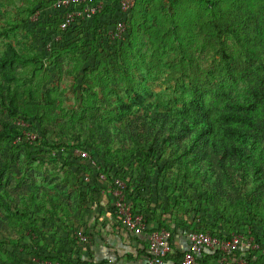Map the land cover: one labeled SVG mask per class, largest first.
Returning <instances> with one entry per match:
<instances>
[{
	"label": "trees",
	"instance_id": "obj_1",
	"mask_svg": "<svg viewBox=\"0 0 264 264\" xmlns=\"http://www.w3.org/2000/svg\"><path fill=\"white\" fill-rule=\"evenodd\" d=\"M56 1L35 0L26 21L32 25L30 18L40 13L32 28L44 42L42 54L12 43L0 50V264H95L83 259L89 242L81 243L78 235H101L96 225L88 227L79 219L76 204L89 205L90 194L97 209L102 208L101 191L107 186L100 183V173L109 176L112 189L115 179L126 185L123 193L131 214L142 217L148 231L140 240L124 224L119 208L110 205L109 215L115 228L135 236L147 258L151 231L169 232L174 249L176 238L188 231L226 241L236 234L264 239V3L257 14L240 4L229 15L217 11L221 0H168L159 11L143 8V18L138 12L144 22L146 9L152 16L154 26L145 23V34L160 31L166 22L173 25L163 35L173 36L171 44L157 40L153 48L162 49L154 57L171 70L174 84L159 94L149 85L151 74L138 64L132 71L133 62L123 56L133 43L131 27L138 20L133 16L141 0L127 16L119 11L118 0H107L90 21L77 20L63 33L64 12L53 10ZM192 5L214 10L199 22ZM48 11L54 14L42 24L41 12ZM119 21L126 24L125 35L112 40ZM200 39L215 47V64L201 83L196 78L204 49ZM78 59L87 68L65 72L74 75L72 86L80 93L77 107H64L59 101L64 92L53 96L51 89L37 92L29 86L28 80L36 81L45 66L59 74L64 63ZM96 66L92 85L90 72ZM119 67L125 84L115 86ZM30 72L33 77L28 79ZM27 132L38 139L29 141ZM78 151L89 158L79 157ZM37 159L58 160L62 168L81 176L78 203L65 198L69 189L63 179L57 178V190L38 186L30 169V160ZM212 255L202 264L222 254ZM182 256L176 252L165 261L175 258L179 264ZM251 258V264H264V257Z\"/></svg>",
	"mask_w": 264,
	"mask_h": 264
},
{
	"label": "rangeland",
	"instance_id": "obj_2",
	"mask_svg": "<svg viewBox=\"0 0 264 264\" xmlns=\"http://www.w3.org/2000/svg\"><path fill=\"white\" fill-rule=\"evenodd\" d=\"M3 5L0 7V32L7 31V34L0 37V50L5 49V47L12 43L15 45L17 49H22L23 51L33 53V54H42L43 53V45L44 42L40 38L39 30H34L32 28V25H36L34 21H32V17L30 18V21L33 23L32 25H27L26 21L30 15V8L31 5L35 0H2ZM168 0H147V1H140L136 10V15L133 16V18H136L138 20L135 21L133 27H131V31H133V43L129 46V49H127L123 56L127 59H131L132 71H135L136 65L147 71L149 73V85L154 89L155 93L163 94L168 93L170 91V88L174 85L172 82V72L170 69H166L163 67V65L160 63L159 58L154 57L157 53V51H161L162 49H153L154 45L157 46L156 42L157 40L161 41L162 43L166 45H170L173 41V36L169 34L168 36H163L165 33V27L167 30H170L173 26L170 22H166L162 24V27L160 28V31L156 30V32H152L149 34L144 33V28L146 24L148 26L152 25V16L150 17V10L153 7H156L155 11H159L161 9V5L163 3H166ZM222 4L217 9V11L221 8L222 11L225 13H235L237 6L236 5H243L244 7L248 8L250 11H253L254 13H258L261 9V3H264V0H221ZM262 1V2H260ZM195 18L199 22L207 21L208 18L211 17V13L214 10L213 7L205 8L201 5H192L189 6ZM145 8L146 14L148 16V20L146 22L141 21L140 18H138L137 14L138 12L141 13V16L143 18L144 12L141 10ZM51 10V9H50ZM41 23H45L48 18H50L51 15L54 13L51 11H48L43 14L41 12ZM40 18V16H39ZM135 20V19H134ZM163 22V21H161ZM40 23V22H39ZM146 23V24H145ZM14 25H17V30L12 31ZM11 30V31H10ZM160 36V37H156ZM130 42V41H129ZM201 47H204L202 53V57L197 59V65H196V78H198V82H202V78H206L207 75H204L206 70L212 66H214V59H212L213 55V49L215 47L212 45L207 46L204 42V39H200ZM126 47V46H125ZM123 47V48H125ZM138 48L142 51V55L138 54ZM207 48V49H206ZM126 49V48H125ZM157 50V51H156ZM211 56H210V54ZM122 55V54H121ZM120 53L117 56H121ZM133 58V59H132ZM75 61V62H74ZM74 61H68L62 65V69L58 72H55L51 66H45L44 70L41 71L36 75V81L35 80H28L29 86L34 91L41 92L43 90L51 89L53 92V96H57L58 93L64 92L63 97L59 98V101L64 105L66 109L69 107H77V105L80 104L79 100V92L77 93L76 90L73 89L72 83L74 82V75H67L65 72L69 71L71 69H75L77 72H83L85 68H87V65L78 59ZM23 69V67H21ZM29 68H32V65H29L26 67V70ZM100 73L101 75L104 73L103 69L100 66ZM108 70V69H107ZM61 71H63V74H60ZM98 72V66L95 68H92V71L90 72V83L92 85H96V80L93 78L91 79L92 75H95ZM78 72V73H79ZM106 72H109L106 71ZM105 72V75H106ZM47 73L48 75L52 74V77H48L47 75H44ZM56 73L58 75H56ZM117 76L118 80L116 81L117 84H114L115 86H122L125 84V80L123 79V67H119L117 69V73L114 74ZM124 75H127V72H124ZM218 79H221V75L216 74ZM107 76V75H106ZM33 77V73H28V79H31ZM40 81V86L39 82ZM47 81V82H45ZM110 83H114V80H109ZM243 86H238V89L241 90ZM20 124H25L21 123ZM26 126V124H25ZM17 157V156H16ZM31 166L30 169H34L36 172V179L38 181L39 187H48L52 189H60L59 184L57 183V178L63 179V181L66 183L65 185L68 186V192L64 194L66 199H70L73 204L76 203L77 196H79L78 192L83 189L82 186L84 184H81L82 178L81 176H76L73 173H70V167H63L62 168L61 163L57 160L51 159L50 161H47L45 163H41L39 159L37 160H30ZM66 171V172H65ZM69 171V172H68ZM100 183H102L104 186H107L104 188V191L102 192L101 197V206L102 208L97 209L96 202H94V199L91 200L90 194L87 197L88 200L91 202L89 205H86L83 203H77L76 207L79 212V219L84 222V224L88 227H93L96 225V232L99 233L102 229H106L109 226V221L105 218L110 219L111 216L109 215V208L111 206L118 207L120 209L121 214L124 217H127L128 215H132L131 213V206L129 203L126 202V195L123 193V191L126 188V185L121 182L120 180L115 179L116 188H111V184L109 183V176L105 173H100L99 176ZM57 185V187L55 186ZM109 185V186H108ZM111 205V206H110ZM183 218V217H181ZM74 220V219H73ZM109 230V229H108ZM107 233V232H106ZM137 235V233H136ZM80 237V235H79ZM88 242H92V238H87ZM103 239V238H102ZM86 243V242H85Z\"/></svg>",
	"mask_w": 264,
	"mask_h": 264
},
{
	"label": "built area",
	"instance_id": "obj_3",
	"mask_svg": "<svg viewBox=\"0 0 264 264\" xmlns=\"http://www.w3.org/2000/svg\"><path fill=\"white\" fill-rule=\"evenodd\" d=\"M107 0H57L52 6L55 11H62L63 22L60 26V32H65L77 20L90 21L98 12L102 11L106 6ZM138 0H118V8L126 16L135 7ZM40 13H36L32 17V21L39 19ZM126 32V24L119 21L115 29L111 32L112 40L123 39ZM60 36L57 37V40ZM48 50H51V44L48 45ZM25 126V124H22ZM29 141L34 142L38 136L33 133H25ZM77 155L82 158H89L88 154L83 151H78ZM118 208V207H117ZM120 210V209H119ZM121 213V212H120ZM131 214V213H130ZM122 215V214H121ZM123 216V215H122ZM124 217V216H123ZM124 224L135 231L138 235L148 231V226L143 222L142 217H133L128 215L124 217ZM80 235V237H79ZM78 235L80 242L85 244L88 239L81 233ZM187 241V248L182 251V257L179 264H202L203 259L207 255L215 254L220 251L221 256L217 259L216 264H229L232 259L240 253L235 259V264H251L249 259L264 257V239L255 240L254 238L246 239L242 234L233 235L228 241L220 240L219 238L205 232L188 231L182 235ZM178 237L174 242L176 247ZM171 235L166 230L151 231L147 236L148 254L146 264H165V260L179 252L178 248L170 243ZM213 256V255H212Z\"/></svg>",
	"mask_w": 264,
	"mask_h": 264
},
{
	"label": "crops",
	"instance_id": "obj_4",
	"mask_svg": "<svg viewBox=\"0 0 264 264\" xmlns=\"http://www.w3.org/2000/svg\"><path fill=\"white\" fill-rule=\"evenodd\" d=\"M105 219L109 221V226L99 232L100 237L95 235L92 238L88 248L83 251V259L91 258L89 261L95 264H146L147 257L143 255V247L134 239L135 236L131 237L126 231L115 228L112 217L111 221ZM141 236H138L140 240L143 239ZM178 239L176 247L179 253H182L187 248V241L183 236H178ZM238 256L237 254L230 264H235ZM174 259L165 261V264H175ZM209 259L210 264H216L217 259L213 257Z\"/></svg>",
	"mask_w": 264,
	"mask_h": 264
}]
</instances>
